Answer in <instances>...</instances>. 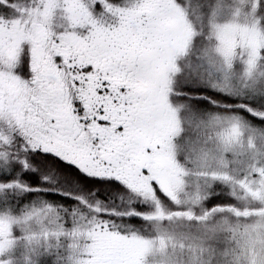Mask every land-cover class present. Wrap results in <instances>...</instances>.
I'll list each match as a JSON object with an SVG mask.
<instances>
[{"label":"snow or ice","instance_id":"snow-or-ice-1","mask_svg":"<svg viewBox=\"0 0 264 264\" xmlns=\"http://www.w3.org/2000/svg\"><path fill=\"white\" fill-rule=\"evenodd\" d=\"M0 264H264V0H0Z\"/></svg>","mask_w":264,"mask_h":264}]
</instances>
